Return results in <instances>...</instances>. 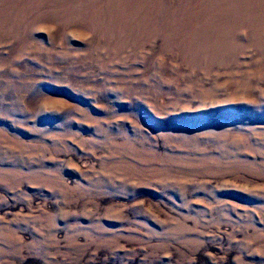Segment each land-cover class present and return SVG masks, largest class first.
<instances>
[{"label": "rangeland", "instance_id": "rangeland-1", "mask_svg": "<svg viewBox=\"0 0 264 264\" xmlns=\"http://www.w3.org/2000/svg\"><path fill=\"white\" fill-rule=\"evenodd\" d=\"M0 264H264V0H0Z\"/></svg>", "mask_w": 264, "mask_h": 264}]
</instances>
